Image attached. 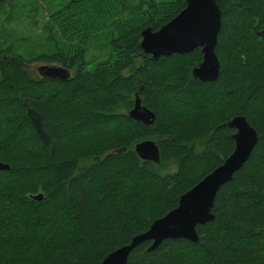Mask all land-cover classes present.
Instances as JSON below:
<instances>
[{
    "label": "trees",
    "instance_id": "16d2710c",
    "mask_svg": "<svg viewBox=\"0 0 264 264\" xmlns=\"http://www.w3.org/2000/svg\"><path fill=\"white\" fill-rule=\"evenodd\" d=\"M184 4L67 0L43 23L52 53L0 52V161L9 165L0 169V264H100L231 153L226 123L237 115L258 141L218 190L214 219L196 226L198 241L165 239L152 251L145 242L125 264H264V0L219 1L220 69L208 82L192 75L199 47L152 59L139 45L143 28ZM102 33L104 56L92 62L87 44ZM36 58L74 73L35 76ZM136 95L153 111L151 125L128 116ZM24 103L41 115L50 149ZM144 139L157 143L159 163L134 151Z\"/></svg>",
    "mask_w": 264,
    "mask_h": 264
},
{
    "label": "water",
    "instance_id": "95a60500",
    "mask_svg": "<svg viewBox=\"0 0 264 264\" xmlns=\"http://www.w3.org/2000/svg\"><path fill=\"white\" fill-rule=\"evenodd\" d=\"M220 0H184L183 8L166 23L153 30L145 27L140 32V48L152 59L171 54H184L200 48L202 60L192 69L193 77L203 82L215 81L219 76L220 63L215 53L218 32L221 27ZM41 77L65 80L70 70L62 65L44 64L36 68ZM26 116L45 148L50 149L47 132L43 128L41 115L24 103ZM128 116L135 121L151 125L155 115L142 104L136 95ZM226 126L233 128L234 147L223 161L204 175L192 187L183 192L175 207L163 216L154 219L143 232L134 235L130 241L107 253L100 264H125L130 252L138 245L149 242L152 251L165 239H186L197 242V225L214 219L212 212L216 194L228 183L234 173L248 160L258 141L256 129L243 115L234 116ZM134 151L142 160L160 162L157 143L152 139L141 140L134 145ZM0 169L9 165L0 161ZM41 200L43 193L31 195Z\"/></svg>",
    "mask_w": 264,
    "mask_h": 264
},
{
    "label": "rangeland",
    "instance_id": "374dc122",
    "mask_svg": "<svg viewBox=\"0 0 264 264\" xmlns=\"http://www.w3.org/2000/svg\"><path fill=\"white\" fill-rule=\"evenodd\" d=\"M67 0H12L0 10V52L7 55L9 49L26 57H37L41 53H52L54 44L48 41V32L43 29L50 11L57 9ZM137 2L138 0H133ZM160 1V0H156ZM105 33L91 39L87 44L92 62L104 56ZM59 43V39H57ZM29 68L35 76H40L36 68L44 64H56L44 58L30 61ZM74 69L70 70V74ZM174 164H170L173 166Z\"/></svg>",
    "mask_w": 264,
    "mask_h": 264
}]
</instances>
